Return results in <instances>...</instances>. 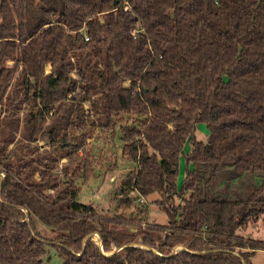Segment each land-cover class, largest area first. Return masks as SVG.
Wrapping results in <instances>:
<instances>
[{"label": "trees", "instance_id": "16d2710c", "mask_svg": "<svg viewBox=\"0 0 264 264\" xmlns=\"http://www.w3.org/2000/svg\"><path fill=\"white\" fill-rule=\"evenodd\" d=\"M0 55L34 107L21 151L0 128V264H46L49 245L63 264H252L264 250V240L238 234L264 217V0H0ZM78 90L85 95L73 119L47 124ZM96 124L112 138L119 126L122 156L137 164L113 213L78 201L77 181L94 172L87 139ZM41 137L52 150L36 158ZM202 166L210 173L200 194ZM228 166L260 184L218 197ZM153 193L168 224L142 227L149 207L138 199ZM34 217L62 233L46 240ZM178 245L187 249L172 252Z\"/></svg>", "mask_w": 264, "mask_h": 264}, {"label": "rangeland", "instance_id": "374dc122", "mask_svg": "<svg viewBox=\"0 0 264 264\" xmlns=\"http://www.w3.org/2000/svg\"><path fill=\"white\" fill-rule=\"evenodd\" d=\"M13 65L12 60H4L0 55V91L6 89L5 98L7 100L4 102L0 100V128L4 130H12L15 136V144L18 145V149H24L25 145L23 133L26 129V117L30 109H34L32 101L27 99L21 85L18 83V72H12L9 67ZM50 67L47 66L49 71ZM7 77H10V82L7 86L3 82ZM88 89L89 93H92L93 97H97L95 86L90 83L89 86L85 87ZM85 91L78 90L72 98L62 103L59 108L57 115L50 113L47 116L46 123H51L54 119L55 121L62 123L70 121L76 114L74 108L79 103L80 98L85 95ZM16 101L14 105H11L13 98ZM73 109L69 114L65 110L71 105ZM90 102H83V113L90 118V120H95L98 122L99 115L94 111L95 109L90 108ZM65 112V113H64ZM62 117V118H61ZM128 121L129 124L134 121L133 118H125V122ZM92 129V136L87 139L88 146L90 148L91 160L93 166V175L90 177L89 181L80 179L77 181L78 186L81 187V192L78 196V201L85 204H92L96 206L98 210L110 211L113 213L117 207L118 195L117 191L120 189V194L122 195L123 190L121 188L122 182L126 179L130 170L136 167V161H131L126 156H122L124 150L122 148V140L120 139L121 131L119 126L117 127L115 137L109 131L105 132L101 126L96 124ZM196 135L200 139H207L208 130L205 123H199L196 131ZM37 144L39 149L34 157L44 154L45 149L52 150L51 146H48V139L41 137ZM13 144H10L8 150L12 149ZM191 149V142L188 140L184 146V152H189ZM119 151V153H118ZM56 153V152H54ZM58 155V153L54 154ZM31 155H26L23 161L28 159ZM181 161V172L178 176V187L179 191L184 184L185 178V157L182 156ZM68 157H64L60 160V167L55 171L61 175V165L68 163ZM210 173V167L202 166L200 167L199 175V193H204L205 181ZM251 174V173H250ZM253 174V173H252ZM261 178L252 177L251 175L241 174L237 175L231 166L224 169L223 173L219 176L218 180L214 185V192L218 197H237V196H247L254 189L256 183L260 184ZM252 184V186H251ZM256 187V186H255ZM253 189V190H252ZM53 192V191H51ZM133 195V194H130ZM146 198V204L149 207V215L147 218L148 223L166 225L168 224V216L166 212L158 205L155 200L159 198L157 193H153ZM181 202L180 198H177L175 203ZM35 226L37 232L46 240L54 241L62 231L48 226L43 220L38 217H34ZM131 229V227H130ZM238 234L246 238H251L255 240H264V217L259 219L255 223H251L245 227L238 229ZM182 247V248H181ZM179 249H184L181 246ZM111 252H106L110 254ZM46 264H63L62 257L58 254L57 248L53 245L48 246V252L45 257ZM252 264H264V250H257L254 252L250 258Z\"/></svg>", "mask_w": 264, "mask_h": 264}, {"label": "built area", "instance_id": "2783aa9c", "mask_svg": "<svg viewBox=\"0 0 264 264\" xmlns=\"http://www.w3.org/2000/svg\"><path fill=\"white\" fill-rule=\"evenodd\" d=\"M86 39H88V37H86ZM138 200H139L140 202H144V203L146 202V198H145L144 196H141ZM148 225H152V223H148L147 221L141 223V226H142V227H147ZM131 230H133V231H137V227L134 226V227L131 228ZM89 238H90L91 240H93V241L99 246V248H100V250H101L102 252H105L104 249H103L102 239H101V237H100V235H99L98 232H94V233L90 234V235H89ZM136 245H138V246H140V247H144V248H149V247H147L146 245H143V244H140V243H136ZM181 246H182V245H178V246L174 247L173 250H172V252H176V251H178V250H181V249H179ZM183 247H184V246H183ZM181 248H182V247H181ZM155 251H156L157 253H160V252L157 251V250H155Z\"/></svg>", "mask_w": 264, "mask_h": 264}, {"label": "water", "instance_id": "95a60500", "mask_svg": "<svg viewBox=\"0 0 264 264\" xmlns=\"http://www.w3.org/2000/svg\"><path fill=\"white\" fill-rule=\"evenodd\" d=\"M184 249H187L186 247H184Z\"/></svg>", "mask_w": 264, "mask_h": 264}, {"label": "crops", "instance_id": "0c3cea01", "mask_svg": "<svg viewBox=\"0 0 264 264\" xmlns=\"http://www.w3.org/2000/svg\"><path fill=\"white\" fill-rule=\"evenodd\" d=\"M50 67V66H49Z\"/></svg>", "mask_w": 264, "mask_h": 264}]
</instances>
